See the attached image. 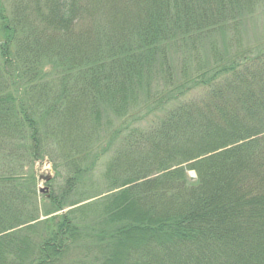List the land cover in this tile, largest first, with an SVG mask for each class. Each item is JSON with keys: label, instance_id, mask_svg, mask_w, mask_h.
<instances>
[{"label": "trees", "instance_id": "obj_1", "mask_svg": "<svg viewBox=\"0 0 264 264\" xmlns=\"http://www.w3.org/2000/svg\"><path fill=\"white\" fill-rule=\"evenodd\" d=\"M144 1L145 19L127 23L116 9L122 0H15L9 8L0 0V264H64L69 245L94 238L107 253L94 264H264V51L225 50L213 69L182 85L181 97L190 83L200 86L194 101L180 102L184 117L166 103L149 148L117 151L125 153L108 180L119 191L101 203L109 230H80L67 218L37 229L32 162L61 151L71 184L80 154L107 138L103 108L126 116L127 96L152 73L173 86L172 50L194 59L202 41L217 49L211 35L224 34L234 14V0ZM208 72L213 77L197 79ZM147 95L153 100L151 89ZM136 126L130 120L126 131ZM126 169L132 173L123 176ZM49 201L59 210L83 199Z\"/></svg>", "mask_w": 264, "mask_h": 264}, {"label": "rangeland", "instance_id": "obj_2", "mask_svg": "<svg viewBox=\"0 0 264 264\" xmlns=\"http://www.w3.org/2000/svg\"><path fill=\"white\" fill-rule=\"evenodd\" d=\"M2 1L4 5L9 8L15 0ZM122 2L125 6L118 3L116 9L127 23L132 19H145L143 14L148 6L144 0H127V2L122 0ZM231 7L234 14L232 12L227 13L228 16L225 17L226 25L223 26L225 29L224 34L222 31H218L211 35L218 41L217 49L206 45L207 40H205V42L202 41L203 46L194 51L196 53V55L193 54L195 58L189 59L184 54L178 53V46L174 49L170 47V51L173 49L170 61L175 64H172V73L175 74L177 79L173 81V86L168 87L167 84L164 86L163 79L160 78V75L154 76V73H152L144 77L147 87L142 88L140 91L137 90L127 96L130 107V111L128 112L129 115L122 116L116 109H112L113 107L109 105L103 108L101 129L99 130L100 136L104 134L105 138H107L94 147H90L87 150L84 149L85 151L80 154L78 162L81 172L71 184L67 185L64 182L71 171L67 163L64 162L61 151H56L55 155L49 151V154H45L39 160L32 162L30 170L34 179L33 197L40 214L37 220L39 221V225L37 226L38 230L43 229V225L45 224H41V222L45 220L60 223L63 218L73 219L80 230H84L87 226H92L94 229L98 228V230H100V227L103 228V230H107L110 226V222L107 221V215L104 213L103 209L101 210V203L106 202V200L109 201L111 197L119 191L118 189H113L112 182L108 180V168L110 166H115L114 159L125 153L123 151L118 153L117 151H121L123 148H125L124 151H129V149L132 151L133 148L141 149L142 146L149 148L152 144L146 141L148 140L151 142L149 134L153 137L154 135L160 137L158 133L159 119L156 121L155 117L158 115V112H160V107H164L166 103L167 112L173 114L178 113L179 118L184 117L186 114L183 112V106L181 107L180 102L184 104L183 101L186 99L194 101L193 98L196 92L200 90V86L194 88L192 87V83H190L188 85L190 86V92L186 96L184 95L181 97L179 92L183 91L182 85H184L188 79H193L197 73H203L204 68L214 67L215 57L218 58L219 55H225V53H223L226 52L225 50L228 51L226 54H234V52L239 54L244 49H250L254 55L259 51H264V0H234ZM100 8L101 9H98L95 14L104 22V12L102 11V7ZM149 12H151L150 9L146 11V13ZM224 14L226 15V13ZM168 24H170V22L165 21V25ZM223 35H226L225 43H222L219 39L223 38ZM1 38H3L2 33H0V44ZM192 41L194 40L188 39V42H186L185 48L187 51L191 48L190 45ZM168 42L170 44L173 43L171 39H169ZM223 44L225 48H223ZM177 45L179 44L177 43ZM233 54L232 56L236 55ZM253 58L254 57H249L248 60H253ZM49 69L50 67L47 66L46 70ZM159 72L161 73V71ZM203 76L206 80L213 77L212 73L208 72V74H201L197 79H202ZM158 77L160 84L159 88L155 90L158 83L155 79ZM197 83V81L193 82V84ZM150 89L154 97L153 100H151L150 95L149 97L147 95V90ZM155 101H158L160 104L156 105ZM174 119H178V117H174ZM130 120L132 124L137 126L135 131L132 129L131 132L128 133V131H126V126H128ZM122 130H124V132H122ZM131 142L134 143L131 144ZM121 163L126 164V162ZM27 166L28 164L26 167ZM26 167L23 168L24 171L27 169ZM28 172L30 173V171ZM129 173H132V169L122 171L123 176H127ZM187 175L190 180H194L196 174L192 170H189ZM48 176H50V181L46 180ZM52 196L57 199L63 196L66 198L69 197L70 201H79L82 199L83 201L77 205L65 206L63 209L57 210L49 201V198ZM82 204L84 205L79 208L78 206ZM133 233L134 231L132 230L128 232V235L126 234L132 239H128L125 236L126 243L130 242L126 244L125 247L129 249H131L132 244H134L132 237ZM75 243L77 244H73L72 246L69 245L67 251L61 256V260L64 264H94V257H106L107 255V253L102 252L101 247L104 244L98 243L95 238L91 241L78 240ZM97 243L101 245V247H96L95 244ZM140 251L145 253L143 250ZM95 253L97 254L95 255ZM98 262L97 263L100 264L101 257L98 259Z\"/></svg>", "mask_w": 264, "mask_h": 264}, {"label": "water", "instance_id": "obj_3", "mask_svg": "<svg viewBox=\"0 0 264 264\" xmlns=\"http://www.w3.org/2000/svg\"><path fill=\"white\" fill-rule=\"evenodd\" d=\"M46 180H50V176H48V177L46 178Z\"/></svg>", "mask_w": 264, "mask_h": 264}]
</instances>
